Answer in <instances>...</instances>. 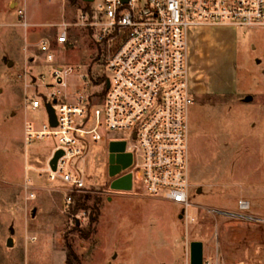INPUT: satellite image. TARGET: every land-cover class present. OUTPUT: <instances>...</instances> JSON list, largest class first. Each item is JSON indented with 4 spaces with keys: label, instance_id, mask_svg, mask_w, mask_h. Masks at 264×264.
Wrapping results in <instances>:
<instances>
[{
    "label": "rangeland",
    "instance_id": "obj_1",
    "mask_svg": "<svg viewBox=\"0 0 264 264\" xmlns=\"http://www.w3.org/2000/svg\"><path fill=\"white\" fill-rule=\"evenodd\" d=\"M83 5L82 0H0V264L64 263L66 244L76 255V264H103L109 251L133 259L147 248L156 255L170 252L172 264H189L192 240L201 241L203 257L217 264H264L260 27L205 24L190 33L192 205L186 213L179 204L162 198L109 190L106 141L87 146L81 157L68 159L89 186L86 204L94 207V214L98 210L94 223L89 224L90 208L68 211L66 184L36 177V168L44 165L57 139L47 136L24 146V121L36 128L47 121L42 107L27 104L26 98L35 90L34 84H28V75H44L43 82L37 83L41 94L58 89L59 96L69 97L74 89L82 95L99 90L102 83H96V78L109 76L106 46L96 43L84 28L71 25L64 46L55 41L59 25L76 21ZM40 39L50 42L55 52L52 63L42 60ZM54 63L73 67L66 87L55 85ZM246 95H251L249 102ZM25 184L31 185L34 199H26ZM240 200L248 207L240 208ZM88 228L92 229L86 236ZM8 237L12 246L6 245Z\"/></svg>",
    "mask_w": 264,
    "mask_h": 264
},
{
    "label": "built area",
    "instance_id": "obj_2",
    "mask_svg": "<svg viewBox=\"0 0 264 264\" xmlns=\"http://www.w3.org/2000/svg\"><path fill=\"white\" fill-rule=\"evenodd\" d=\"M83 2L76 21L59 25L55 41L64 46L71 25L84 28L96 43L106 46L109 76L99 90L82 95L74 89L69 97L59 96L58 89L41 94L37 83L43 82L44 75H28V84H34L35 90L26 98L27 104L31 108L42 107L47 121L41 128L24 121V146L47 136L57 139L44 165L36 168V177L66 184L68 206L71 192L89 189L82 172L75 164H69L68 159L81 157L87 146L97 142L106 141L109 146L111 141H123L121 152L130 153L131 162L113 176L107 167L108 189L114 190L110 188L113 179L130 174L131 187L126 191L174 202L186 213L192 205L188 166V112L194 102L188 61L190 33L205 24L260 27L264 45V0ZM38 48L44 53L43 61H54L55 52L47 39H40ZM72 70V66L54 63L55 85L66 87V78ZM48 103L55 114L53 126L49 122ZM117 132L125 135H111ZM58 149L62 155L52 169L49 162ZM25 189L26 199H34L36 194L31 185L25 184ZM238 205L248 207L243 200ZM34 239L35 236H30V240ZM202 264L217 263L203 257Z\"/></svg>",
    "mask_w": 264,
    "mask_h": 264
},
{
    "label": "water",
    "instance_id": "obj_3",
    "mask_svg": "<svg viewBox=\"0 0 264 264\" xmlns=\"http://www.w3.org/2000/svg\"><path fill=\"white\" fill-rule=\"evenodd\" d=\"M82 1H92V0H82ZM126 1V0H124ZM8 65L12 64V61L7 62ZM245 100H250L251 96L247 95L244 98ZM46 108L49 114V122L53 126L56 124L54 110L51 104H46ZM124 148L123 141H111L109 143V155H108V173L110 176H113L121 168H125L131 162V154L121 152ZM113 151H118V153L113 154ZM62 155V150L58 149L54 152L52 158L50 159V165L52 169L55 168L56 160ZM131 187V177L130 174H125L121 177L115 178L110 182V188L114 190H129ZM199 191V189L197 190ZM34 215V210L32 212ZM181 216V214H180ZM13 232V229L10 230ZM13 241L12 237H8L6 241L7 246H12ZM203 260V245L199 240H192L189 242V264H202Z\"/></svg>",
    "mask_w": 264,
    "mask_h": 264
},
{
    "label": "crops",
    "instance_id": "obj_4",
    "mask_svg": "<svg viewBox=\"0 0 264 264\" xmlns=\"http://www.w3.org/2000/svg\"><path fill=\"white\" fill-rule=\"evenodd\" d=\"M250 100L245 101L249 102ZM111 201L112 197L108 196L107 202L110 203ZM140 253V256H137L133 259H123L119 256L118 252L114 253L109 251L108 255L106 256L107 259L103 262V264H172L173 262V257L168 251L162 253V255L164 254L165 257L159 254L156 255L151 248L143 249Z\"/></svg>",
    "mask_w": 264,
    "mask_h": 264
},
{
    "label": "trees",
    "instance_id": "obj_5",
    "mask_svg": "<svg viewBox=\"0 0 264 264\" xmlns=\"http://www.w3.org/2000/svg\"><path fill=\"white\" fill-rule=\"evenodd\" d=\"M96 83H102L103 78H96ZM90 194L88 192H84L83 194H77L76 192H71V202L68 204V211L70 212H76L79 209H87L90 208L89 205L86 204V199H88ZM95 203L99 201V197H95L94 199ZM91 212L89 215V224L94 223L97 220L98 210H96V213L94 214V207L90 208ZM93 213V214H92ZM92 228H88L87 232L84 233L86 236L91 232ZM66 255H65V263L66 264H76L78 263V259L76 255L74 254L71 246L69 244H66Z\"/></svg>",
    "mask_w": 264,
    "mask_h": 264
}]
</instances>
